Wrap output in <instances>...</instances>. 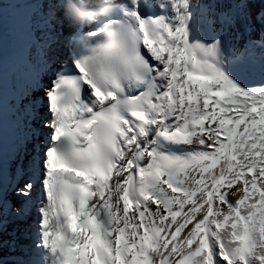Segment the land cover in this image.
Masks as SVG:
<instances>
[{"label":"snow or ice","instance_id":"6c2138e0","mask_svg":"<svg viewBox=\"0 0 264 264\" xmlns=\"http://www.w3.org/2000/svg\"><path fill=\"white\" fill-rule=\"evenodd\" d=\"M96 13L0 0V264H264V0Z\"/></svg>","mask_w":264,"mask_h":264},{"label":"clouds","instance_id":"9594fccd","mask_svg":"<svg viewBox=\"0 0 264 264\" xmlns=\"http://www.w3.org/2000/svg\"><path fill=\"white\" fill-rule=\"evenodd\" d=\"M91 2L97 5V15H104L111 4V0H108V4L102 3L101 0H91Z\"/></svg>","mask_w":264,"mask_h":264},{"label":"bare ground","instance_id":"6f19581e","mask_svg":"<svg viewBox=\"0 0 264 264\" xmlns=\"http://www.w3.org/2000/svg\"><path fill=\"white\" fill-rule=\"evenodd\" d=\"M11 227V226H10ZM26 242V241H25Z\"/></svg>","mask_w":264,"mask_h":264}]
</instances>
